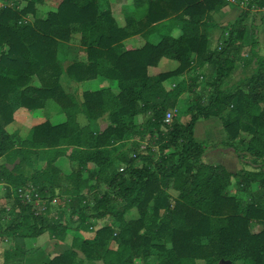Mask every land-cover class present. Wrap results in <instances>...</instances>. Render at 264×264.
I'll list each match as a JSON object with an SVG mask.
<instances>
[{"label": "trees", "instance_id": "trees-1", "mask_svg": "<svg viewBox=\"0 0 264 264\" xmlns=\"http://www.w3.org/2000/svg\"><path fill=\"white\" fill-rule=\"evenodd\" d=\"M43 2L19 8L13 0L0 9V232L47 231L64 241L73 231L68 248L43 264H264V56L256 40L245 42L244 21L252 6L264 10V0L250 1L214 47L210 22L225 0H131L123 25L109 0H59L38 16ZM155 33L160 39L150 42ZM134 35L144 43L125 48ZM65 43L82 49L66 66ZM162 58L177 66L149 74ZM237 64L252 71L229 83ZM63 74L79 83L103 77L116 87L84 90L77 100L64 90ZM181 98L188 118L165 123ZM48 99L64 121L37 123L28 138L6 129L15 107L40 109ZM105 113L108 125L99 130L95 120ZM208 118L220 121L221 145L250 169L232 173L204 160L220 146L194 135L196 122ZM60 157L71 164L65 176ZM19 190L37 193L40 204L24 202ZM133 207L138 217L126 220ZM108 216L115 224L97 225ZM251 223L263 227L253 231ZM15 254L3 251L2 264H17Z\"/></svg>", "mask_w": 264, "mask_h": 264}, {"label": "rangeland", "instance_id": "rangeland-1", "mask_svg": "<svg viewBox=\"0 0 264 264\" xmlns=\"http://www.w3.org/2000/svg\"><path fill=\"white\" fill-rule=\"evenodd\" d=\"M8 1H13V0H0L1 3L6 4V5L8 4ZM14 1H16V3H18L19 8L26 5V0H14ZM225 1L227 3L226 6H228V7H226L225 10H223L224 12L221 11V13L218 12L215 14L213 12V14H212L213 19L210 23L213 24L212 22H214V23H216V26H214L212 28V30L209 32L211 47H214L217 44L218 39H219L220 34H221V31L226 29L227 26L229 24H231V22H233L238 17L239 13L242 10L246 9V5L240 3L241 0H235L234 2L229 1V0H225ZM110 2H111L113 15H114L115 19L117 21L123 22V13L125 10L128 9L124 6L126 4H129V3L131 4V0H110ZM50 5H52V4H50ZM50 5H42V4L37 3L36 4V9L38 10L37 15L38 16L45 15L47 13V9L50 7ZM239 8L241 9L240 11H239ZM25 19L30 21V20H32V16L28 15V16H26ZM244 21L246 22V25L248 27V31H247L246 37H245V42L248 44L250 41L256 40L257 41L256 49L260 55L264 56V10L252 9L251 11H248V15L245 17ZM179 33H180L179 28H174L170 34L176 36ZM151 39H152L151 42H156L160 39V35L158 33H155V35H153L151 37ZM244 52L246 53V51H244ZM176 66H177V64H176ZM251 71H252L251 68H249V67L245 68L242 65L237 64V66L233 72V75H232L231 79L229 80V83L237 81L238 79L242 78L246 74H249ZM109 83H111V80H109ZM14 100L16 101L15 97H14ZM15 101H13V103H15ZM186 103L181 104L179 102L175 109L169 110V112L172 114V118H173V116H177L181 121H185L188 118V115L185 112L186 105H187ZM18 108H23V107L18 106V107H16L15 111H17ZM53 109H55L56 111H59V106L53 100L49 99V100H47L46 106L43 109H39L36 112L30 113V116H27V120L29 122H33V121L39 122L40 118H41V115L39 113L42 111L45 112V110L47 111V113L46 114L44 113V117H45L44 119H48L51 122H59V121L63 120V114H61V119H58L60 116L58 117V116H56V114L51 113V111H53ZM134 118H135L136 123L139 124L144 120V115H142V114L137 115ZM19 121H21V122L24 121L23 115H22V119H19ZM19 121L15 122V123L13 122V124L10 126L11 131H14L15 128L18 127V125H21V123H19ZM29 127H30V123L27 124L26 127H23L20 130V135L25 137L27 134L26 131L28 130ZM206 128L207 127L205 124L198 125L197 129H196L197 135L195 137L201 141L206 142L210 146L213 144H217V146L220 145L219 147H221L222 146L221 141L224 140L225 132L223 130V127H222L220 121H217V122H215V124L210 125L209 129L206 130ZM194 135H195V133H194ZM136 138L140 139V136H136ZM142 140L143 139H141V141ZM131 141L132 140H130L129 142L125 141L124 143L127 144V143H130ZM144 143L145 142H143L142 144L144 145ZM210 150H212V149H209L207 152H209ZM218 152H220V151L219 150L215 151V153H218ZM210 157L207 158L206 156H204V160L205 161L209 160L208 162H210V160H212V159L214 160V162H220L219 160H221V159H219V157H221V155L212 156L211 158ZM215 157H217V160H215ZM0 161H2V159H0ZM63 161L65 162V164L63 165V163H62V165H60V166H62V169L64 168L65 170H68V164H69L68 161L66 159H63ZM231 166H233V165H231ZM231 166H230V170H234L235 167L234 166L231 167ZM240 166L242 168H245V169L251 168L250 165L242 163L241 161H240ZM22 169L24 172H27V173L32 172L31 168L26 166V165L23 166ZM234 171L236 172V170H234ZM62 173H63V171H62ZM66 174L67 173H63V176H65ZM83 176H86V173H84ZM62 178H65V177H62ZM3 189H4L3 185L0 184V201L3 200V194H4ZM86 189L83 188L82 190L85 191ZM230 189H231V191H234V189H235V178L232 179V185L230 186ZM137 217H138V212H137L135 207H133L130 211H128L125 214L126 220L135 219ZM74 219H75V217H74ZM110 222L115 224L116 221L113 217L108 216L102 222L101 221L97 222V225L106 224V223H110ZM262 227L263 226L260 225L259 223H251V228L253 231H259ZM73 233H74L73 231L68 232V235L66 237V241L70 240V237ZM84 235L90 236L91 232H88ZM14 239H18L16 246L19 247L20 249H23V250H22L21 254H18L19 253L18 249L13 248L12 251L13 250L16 251L17 254L13 255L11 258L15 259V261L22 263V264H43L44 261L47 259V255H45L44 252H42V251H38V249H39V247H44L43 244L46 241H47L46 244L49 246V248H46L45 251L46 252L48 250L50 251V254L47 253L48 256L51 257L52 255L59 253L57 251V248L56 249L53 248L52 243H49V239H55V238H52V235H50V233L47 231L43 232L42 234L38 235L37 237H20V236H13L12 234H3L0 232V251L2 249L3 250L9 249L10 246L13 245ZM0 253H3V251ZM150 262H151V260L149 259V263ZM84 264H103V263L101 261L89 262V261L85 260ZM136 264H142V263L137 260ZM217 264H230V263L228 261H225V260H220ZM236 264H241V262H237Z\"/></svg>", "mask_w": 264, "mask_h": 264}, {"label": "crops", "instance_id": "crops-1", "mask_svg": "<svg viewBox=\"0 0 264 264\" xmlns=\"http://www.w3.org/2000/svg\"><path fill=\"white\" fill-rule=\"evenodd\" d=\"M110 1V0H109ZM59 0H44V2L42 3V5H50V7L47 9V11L49 10H53L55 9V7L57 6ZM54 3V4H53ZM111 4V2H110ZM52 6V7H51ZM124 7L130 9L131 8V4H126ZM228 7V6H225L223 7L222 9L214 12L215 13H221V11L225 10V8ZM112 8V6H111ZM232 8V7H231ZM241 9L239 8V11ZM113 12V10H112ZM224 12V11H223ZM239 13V12H238ZM240 14V13H239ZM216 21V20H215ZM217 22V21H216ZM117 23L119 25H123L124 24V18H123V22H120V21H117ZM155 35V34H152L149 36V41L151 42L152 39L151 37ZM157 42V41H156ZM142 43H144V39L139 36V35H134V36H131V37H128L126 38L124 41H123V44L125 46V48L127 49H132V48H136L138 46H140ZM63 51L65 52V54H63V57L65 58L64 60V66H66L70 61H71V58H76L78 55L82 54V49L81 48H77L76 45L72 44V43H65L63 45ZM68 56V57H67ZM176 64L177 62L174 61V60H170V59H167V58H162L158 64L156 66H150L148 68V72L149 74H157V73H160V72H163V71H167V70H171V69H174L176 67ZM153 72V73H152ZM60 82L64 88V90L66 92H69V93H72L74 95V97L77 99V100H80L81 99V93L82 91L84 90H97V89H100V88H103V87H107V86H110L113 90H115V82L111 80V83H109V80L108 79H105L103 77H96V78H92V79H88V80H84L82 82H75L73 80H70L68 79V77L63 74L60 78ZM113 84V85H112ZM49 100V99H48ZM183 101V102H182ZM186 102V99L185 98H181L180 99V103L183 104ZM47 103V101H46ZM46 103H45V106H46ZM179 103V102H178ZM44 106V107H45ZM59 106V105H58ZM43 107V108H44ZM43 108H40V109H43ZM16 109V107H15ZM14 109V111H15ZM23 109V110H22ZM37 110L39 109H32V110H29L27 108H18L17 111L13 112V120L12 122H10L7 126H6V129L9 131V132H16L18 133V135H20V130L23 128V127H26L27 124L30 123V127L28 128V130L26 131V136L24 138H28L29 137V133H30V128L37 124V123H40L42 121H45V120H48V119H44V113L46 114L47 111L45 110L40 112L39 114L41 115V118H40V121L39 122H29L27 120V116H30V113L32 112H36ZM51 113L53 114H56V116H60L58 119H61V114H63V120L59 121V122H62L65 120L66 118V115L65 113L60 109L59 107V111H56L55 109H53V111H51ZM22 115L24 116V121L21 122L19 121V119H22ZM44 119V120H43ZM19 121V123H21V125H18V127L15 128L14 131H11L10 130V126L13 124V122H17ZM50 121V120H49ZM77 121L80 125H85L87 123V120L86 118L84 117L83 114L81 113H78L77 114ZM134 121H135V118H134ZM219 121L217 118H208V119H201L199 121L196 122L195 124V127H194V133H195V136L197 135L196 134V129H197V126L200 125V124H205L206 125V130L209 129V126L212 125V124H215V122ZM51 122V121H50ZM59 122H51V123H59ZM136 122V121H135ZM95 127H97L99 130H102L104 129L107 125H108V120H107V114H103L102 116L98 117L96 120H95V123H94ZM21 136V135H20ZM23 137V136H21ZM131 139L127 140L128 142L130 141ZM117 145V143H116ZM220 151L218 153H215V151ZM214 152V153H213ZM212 153V154H211ZM217 155H221V157H219V160L220 162H214V160H210V162H208L209 160H206L207 163H220L222 164L223 166H225L227 168L228 171L232 172V173H235L234 170H236V172L240 169H242V167L240 166V160L238 158V155L237 153L232 149V148H225L223 146L221 147H216V148H212V150H210L209 152H206L205 156L208 158V157H212V156H217ZM210 157V158H211ZM63 159H66V157H60L56 160V165L62 169V163L63 165L65 164V162L63 161ZM215 160H217V157H215ZM68 161V160H67ZM69 163V161H68ZM233 165L235 168L234 170H230V166ZM231 166V167H233ZM89 167H95L94 164H89ZM70 169H71V164L69 163L68 164V170H65L64 168L61 170L63 171V173H69L70 172ZM235 190V189H234ZM233 192V191H232ZM17 240L18 239H14V243L13 245L10 246L9 249H5V250H12L13 248L14 249H18V252L19 254L22 253V250L23 249H20L19 247H17ZM46 242H44L43 246L44 247H39L38 251H42L44 252L45 255L48 256V254H50V251L48 250L47 252L45 251L46 248H49V246L46 244ZM49 243H52V246L53 248H57V251L60 253L62 252L63 250H65L66 248H68V246L70 245L71 243V237H70V240L66 241V238L64 241H57L56 239H49ZM46 246V247H45ZM5 250H1L0 252L2 251H5ZM48 253V254H47ZM0 264H2L4 261H3V256H2V253H0ZM17 264H22V263H19L16 261Z\"/></svg>", "mask_w": 264, "mask_h": 264}, {"label": "built area", "instance_id": "built-area-1", "mask_svg": "<svg viewBox=\"0 0 264 264\" xmlns=\"http://www.w3.org/2000/svg\"><path fill=\"white\" fill-rule=\"evenodd\" d=\"M229 1H232V2H234L235 0H229ZM250 1H252V0H241V4H245L246 6H247V4L250 2ZM6 4H3V3H1L0 2V9L2 8V7H4ZM251 9H256L255 8V6H252V8ZM257 10V9H256ZM171 119H172V114L168 111L167 113H166V115H165V118H164V122L165 123H169L170 121H171ZM19 195H20V197L22 198V200L24 201V202H33L34 203V205H36V206H38L39 204H40V198H39V196H38V194L37 193H33V192H24V191H21V190H19Z\"/></svg>", "mask_w": 264, "mask_h": 264}]
</instances>
